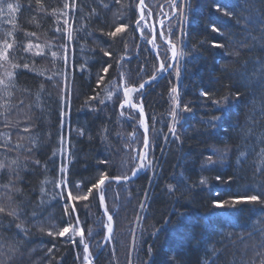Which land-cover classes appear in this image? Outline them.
Instances as JSON below:
<instances>
[{
	"label": "trees",
	"instance_id": "obj_1",
	"mask_svg": "<svg viewBox=\"0 0 264 264\" xmlns=\"http://www.w3.org/2000/svg\"><path fill=\"white\" fill-rule=\"evenodd\" d=\"M173 2L179 15L181 0H145L147 18L175 25ZM139 7V0H0V53H8L0 55V264H86L84 243L92 256L99 251L108 222L95 188L72 201L83 238L72 243L71 229L56 233L75 224L64 212L68 190L85 194L103 173L131 176L138 165L141 118L121 107L114 79L139 42ZM182 7L179 81L158 71L166 49L171 56L167 32L153 42L144 29L138 56L127 62L137 86L157 77L135 97L149 119L152 165L136 181L105 188L116 232L94 264H264L260 206H212L238 188L264 186V0H183ZM174 109L178 140L169 132ZM209 155L217 162L210 169Z\"/></svg>",
	"mask_w": 264,
	"mask_h": 264
},
{
	"label": "snow or ice",
	"instance_id": "obj_2",
	"mask_svg": "<svg viewBox=\"0 0 264 264\" xmlns=\"http://www.w3.org/2000/svg\"><path fill=\"white\" fill-rule=\"evenodd\" d=\"M139 3H140V5L143 6L144 5V0H139ZM182 4H183V0H181V11H180L179 15H177V13H176L177 5L175 4V2H173L170 5L173 8V15H172V17H169V20H174L176 22L175 25H173L171 23L165 25L164 21H162V20L158 21V23L160 24V35H161V38L164 39L165 32H167V35H168L167 48L170 49V51H171V56L170 57L167 54V49L164 52L165 60L160 63V67H159L158 71H159V73L161 75H163L164 73L169 72V71L174 72L175 73V78L177 79V81H179V77H180V74H181V68H180L179 65L181 63V59L185 55L183 51L179 52V54L177 53V43H181L182 42V37L184 35V32H183V17H184L185 14L183 12ZM7 7L9 9L13 10V11L16 10V9L13 8L12 4H8ZM216 9H217V11H219L220 10V5H216ZM144 10H145L144 7L140 8L139 19L136 21L137 28H139V26H140V21L145 20ZM149 15H151V11L150 10H149ZM164 15L167 16V13H165ZM174 26L177 27L176 42H173L171 40L172 29H173ZM140 30H141V32L143 31L142 29H140ZM155 30H156L155 29V25H153V28H152L153 39L155 38ZM119 31H122V29L121 28H117L116 32H119ZM212 31L219 33L220 29H218L215 26H213L212 27ZM116 32H112V33H110V35L115 36ZM69 39H71V33H69ZM213 46L217 47V48H222L223 47L222 44H218V43H213ZM6 47H7V49H11L12 45L11 44H7ZM32 47L33 46L31 44H29L27 49H26V51H30L32 49ZM37 47H39V46H37ZM36 54L39 55L41 53L37 52ZM0 55H2L4 59L8 58L7 51H5L3 53H0ZM52 55L55 56L56 53H52ZM105 55H110V53H105ZM165 63L168 64L167 68H165V66H164ZM13 67H17V66L13 65ZM24 67L27 68L28 65L25 64ZM108 67H111V65H108ZM184 70L186 71V68ZM103 71L105 73H107L108 68H104ZM8 75L11 76L12 74L8 73ZM156 78H157L156 75H153L152 79L155 80ZM102 79H103V77L100 78L101 81H102ZM144 87H145V85L143 83H141L139 85L140 89H143ZM132 90L133 89L125 88L124 89L125 95L127 96V94L130 91H132ZM136 90L138 91L139 89H136ZM171 93L173 94L174 101L177 100L178 87H172L171 88ZM200 94L203 95V96H207L208 95L207 92H203V91ZM239 95H240V93L237 92L236 93V100L237 101L239 100ZM129 102L130 101H127V100L125 101V103H129ZM121 107H123V105H121ZM178 107H179V103L177 102L176 103V108H178ZM218 110L224 111L225 113H227L229 111V109H227V108L221 109V108H219V106H218ZM184 111H189L187 105L184 106ZM66 115H67V113H62V116H66ZM176 116H177V113H176V111L174 109L173 112H172L173 124L169 128V132L171 133V138L173 140H178L179 139V136H178L177 131H176V123H178V121L176 120ZM218 119L219 118H214L213 120L208 121V123L215 124L218 121ZM61 127H63V124L61 125ZM144 131H145V135H144V140H143V145H142V148H143L142 154L139 155V156L133 157V160H138L139 164L135 165L133 167V170L131 172V177H129L127 175H125L123 177H120V176L114 177L113 179H115L117 182H119L121 179H123L124 181H128L129 179L136 178L138 173H140L142 171H146L152 165V160L148 159V151H149L150 145H149V141H148V138H147V125H145V130ZM165 140H167V137H165ZM63 141H64V138H63V136H61V143H63ZM153 147H154V145H153ZM105 163H106V161H105ZM216 163H217L216 161L212 160V156L211 155H209L207 157L206 166L209 169L212 168V167H215ZM60 171L64 172L65 171V166H62L60 168ZM261 175H264V171H261ZM106 180H109L107 172L103 173L99 177V179L96 181V183L92 184V186L87 189V192L85 194L74 196L72 194L71 190L67 191V198H68L69 203L64 205V212H65L66 215L70 216L71 218H74L75 224H72L71 222H69L68 226L64 227L61 231L56 233L57 235H59L61 237L65 236L66 234L69 233V231L71 229L73 235L70 237V240H71L72 243H76V241H75V235L76 234H79L83 238L84 231H83V228L79 227V225H80L79 215L76 213V205L74 203H72V201L87 200L89 198V196L92 194L93 188H95V189H97L100 203L103 204L104 203V195H103V192L99 191V190L101 189V186L105 184ZM216 180L218 182H220L222 180V177L221 176H217ZM200 183H201V185H204V184H206V181L202 180V181H200ZM225 183H227L229 185V187H228V189H226V191L231 192V181L228 180V181H225ZM74 187L78 191L80 190V185L79 184L75 185ZM65 189H67V184L66 183H65ZM253 192H256V190L251 188V187L244 188V189H239L238 188L235 192H232V194H231L229 199H214L212 201V206L214 208H216V209H221V210H225V211H228V212H233V211L239 210V209H237V205H259L261 210L264 211V186H262V190L259 191V192H256V194H251ZM213 195L214 196H219L220 192L216 191L215 193H213ZM61 196L63 197V193H61ZM69 207H71V213H69V211H68ZM85 207H87V206H85ZM141 207H143V205H141ZM3 211H4V209L0 208V212H3ZM107 213H108V209H107V207H105V214H107ZM185 219H187V218H185ZM107 220H108V224L106 225V227H107V231H108V236L106 237V239L110 240L111 239V234H112V215H107ZM77 229H79L78 232H77ZM49 235H53V233L49 232ZM81 243H84L83 239H81ZM84 253L86 254L84 256V260L87 262V264H91V259H90L91 253L89 252L88 245L86 243H84Z\"/></svg>",
	"mask_w": 264,
	"mask_h": 264
},
{
	"label": "rangeland",
	"instance_id": "obj_3",
	"mask_svg": "<svg viewBox=\"0 0 264 264\" xmlns=\"http://www.w3.org/2000/svg\"><path fill=\"white\" fill-rule=\"evenodd\" d=\"M144 8H145V10H144V15H145V20H143V21H141V23H140V26H139V28H137V26H136V28H137V34H138V32L140 31L141 32V30L140 29H142L143 31L141 32L142 33V35H143V38L142 39H140L141 37L138 35V37H139V42H138V44H137V47H136V50L135 51H132V52H130L129 54H127V55H125L124 56V58L120 61V63H119V66H118V71H117V74H116V77H115V79H114V88H115V90H116V92H117V87H121V86H123L124 88H127L128 86H134V85H136L137 86V78L136 77H134L133 78V76H132V73L133 72H130V70H129V67H128V65H127V62H129V61H131V60H133L135 57H137L138 56V54H139V51H140V48H141V45L143 44V42H145V35H144V29H149L150 31H152V28H153V25H155V36H156V38H154L155 39V42L157 41V35H159V37H161V35H160V24H156L155 23V20L153 19V17L152 16H150L149 17V19L147 18V15H146V10H147V5H146V3H145V0H144ZM139 12H140V7H139ZM140 15V14H139ZM154 39H153V42H154ZM166 43H167V41H166ZM153 46V45H152ZM158 49L155 47V51H156V53H158V51H157ZM179 52H181V50L177 47V53L179 54ZM159 60H160V62H162V60H161V58H159ZM149 80H152L151 81V84L154 82V80L152 79V78H150ZM137 87H139V86H137ZM148 87V86H147ZM147 89V88H146ZM143 92H145V91H143ZM143 92H140V93H143ZM118 94V93H117ZM137 94H139V93H137ZM136 94V95H137ZM136 95H135V97H136ZM119 96H121V95H119ZM122 97V96H121ZM123 98V97H122ZM123 101H124V99H123ZM138 104V103H137ZM138 114V113H137ZM139 115V114H138ZM143 149V148H142ZM142 149H141V151H140V154L139 155H141V152H142ZM150 150H151V142H150ZM150 150H149V154H150ZM150 160V159H149ZM138 164H139V161H138ZM129 177H131V176H129ZM112 182H110V183H107L106 185H105V187H104V189H102V192H103V195H104V200H105V188L109 185V184H111ZM129 183H131V182H129ZM122 184H128V183H120V184H116V185H122ZM105 192V193H104ZM106 202V201H105ZM109 213V212H108ZM110 214V213H109ZM111 215V214H110ZM113 217V216H112ZM114 219V218H113ZM107 220V219H106ZM108 222V221H107ZM116 225V224H115ZM115 232H116V230H115ZM115 234V233H114ZM113 237H114V235H113ZM113 237H112V240H113ZM112 240L110 241V242H108L107 243V245L108 244H110L111 242H112ZM103 242H104V240H103ZM103 244V243H102ZM107 245H106V247H107ZM102 246V245H101ZM105 247V248H106ZM93 258V256L91 255V257H90V259H92ZM84 262L87 264V262L84 260Z\"/></svg>",
	"mask_w": 264,
	"mask_h": 264
},
{
	"label": "water",
	"instance_id": "obj_4",
	"mask_svg": "<svg viewBox=\"0 0 264 264\" xmlns=\"http://www.w3.org/2000/svg\"><path fill=\"white\" fill-rule=\"evenodd\" d=\"M141 7H144V5H143V6L140 5V8H141ZM144 16H145V15H144ZM140 23H141V21H140ZM138 35L141 37L140 39L143 38V35H142V33H141L140 31L138 32ZM155 38H156V36H155ZM154 42H155V39H154ZM157 49H158V48H157ZM151 81H152V80H147V81L144 83L145 87H144L143 89H140V88L137 87L136 85H134V86H128L127 88H130V89H133V90L130 91V92L127 94V96H126L125 93H124V89H125V88H124L123 86H121V87H117V93H118L119 95H121V96L123 97V99H124L122 105L125 106L126 108H128V109H130V110H132V111H134V112H136V113L139 114V116H140V118H141L142 125H143V131L145 130V125H147V138H148V141H149V145H150V123H149V119H148V116H147V114H146V112H145L144 107H143L142 105H140V104H137V103L135 102V95H136L137 93H140V92L145 91L146 88H147V86H149V85L151 84ZM136 89H139V90L137 91ZM126 100H127V101H130V102H129V103H125ZM144 135H145V131H144ZM149 150H150V148H149ZM142 151H143V149H142ZM141 154H142V152H141ZM148 159H149V151H148ZM144 172H145V171H142V172L138 173V175H137L136 178L129 179L128 181H124L123 179H121L119 182H117L115 179H113V178H109V180H106V181H105V184L101 186V189H100L99 191H102V189L105 187V185H106L107 183H110V182H112V183L114 182V183H117V184L133 182V181L137 180L141 175H143ZM104 205H105L104 203L101 204L102 209H103V212H104V215H105V217H106V219H107V215H110V214H109V213L105 214V209L103 208ZM107 221H108V220H107ZM115 230H116V225H115V221H114V219H113V217H112V234H111V239H110V240H107V239H106V237L108 236V231H107L106 236H105V238H104V242H103V244H102V246H101L99 252H98V253H97V254L91 259V264H94V263H95V261H96V259L98 258V256H99V255L102 253V251L105 249L107 243L110 242V241L112 240V237H113V235H114V233H115Z\"/></svg>",
	"mask_w": 264,
	"mask_h": 264
},
{
	"label": "bare ground",
	"instance_id": "obj_5",
	"mask_svg": "<svg viewBox=\"0 0 264 264\" xmlns=\"http://www.w3.org/2000/svg\"><path fill=\"white\" fill-rule=\"evenodd\" d=\"M141 123H142V122H141ZM142 126H143V125H142ZM149 159H150V154H149ZM159 161H160V159H159ZM147 170H148V169H147ZM147 170H146V171H147ZM146 171H145V172H146ZM145 172H144L143 174H145ZM141 176H142V175H141ZM135 181H136V180H135ZM113 183H114V182H113ZM114 184H117V183H114ZM103 189H104V188H103ZM97 193H98V192H97ZM98 198H99V196H98ZM104 204H105V205H104L103 208L105 209V207H107V206H106V202H105V200H104ZM99 205H100V208H101L102 213L104 214L103 209H102V206H101V203H100V200H99ZM100 248H101V247H100ZM99 250H100V249H99ZM98 252H99V251H98ZM98 252H97V253H98ZM102 252H103V251H102ZM93 257H94V256H93ZM98 257H99V256H98Z\"/></svg>",
	"mask_w": 264,
	"mask_h": 264
}]
</instances>
